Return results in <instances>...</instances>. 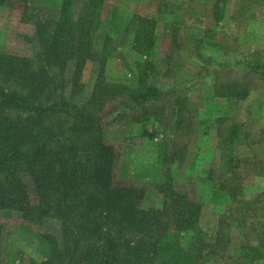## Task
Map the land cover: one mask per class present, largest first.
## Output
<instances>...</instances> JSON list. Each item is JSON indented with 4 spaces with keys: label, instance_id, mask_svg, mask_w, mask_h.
<instances>
[{
    "label": "trees",
    "instance_id": "trees-1",
    "mask_svg": "<svg viewBox=\"0 0 264 264\" xmlns=\"http://www.w3.org/2000/svg\"><path fill=\"white\" fill-rule=\"evenodd\" d=\"M24 1L28 5L23 7L22 20H35L37 48L31 57L0 53V209L17 211L38 241L33 244L40 256L30 264H202L208 260L209 253L232 238L214 239L212 234L209 242V234L199 226L200 202L175 189L169 177L164 181L162 208L144 202L143 190L118 184L115 148L105 141L103 116L88 110L92 105L101 108L113 91L140 103L136 98L141 93L105 78V66L120 45L130 44L139 55L133 62L140 71L134 72L141 81L146 79L157 44L151 19L132 15L119 31L103 19L107 0H60L57 14L36 11L30 6L33 0ZM100 37L104 45L96 51ZM88 64H99V72L85 99ZM152 95L147 93L141 102ZM241 126L233 125L228 139L220 143L226 154L225 179L218 182L213 169L200 176L206 185L217 189L221 183L222 190L224 182L240 186L234 161ZM249 203L254 205L255 227L264 220L258 219L264 201L259 205L256 196ZM244 214L220 223L237 230L233 243L253 258L263 252L264 241H246ZM46 217L60 221L59 236L29 225Z\"/></svg>",
    "mask_w": 264,
    "mask_h": 264
},
{
    "label": "rangeland",
    "instance_id": "rangeland-1",
    "mask_svg": "<svg viewBox=\"0 0 264 264\" xmlns=\"http://www.w3.org/2000/svg\"><path fill=\"white\" fill-rule=\"evenodd\" d=\"M59 3L33 0L30 6L57 14ZM26 4H0V53L35 54V20H22ZM132 15L150 18L156 29L157 44L149 59L153 68L141 81L134 72L140 71L133 62L137 52L122 44L107 62L105 78L131 86L141 99L149 92L153 98H136L138 104L113 91L101 108H88L103 116L105 141L115 148L116 182L143 190L144 202L162 208L169 177L175 189L200 202L199 226L209 234V242L212 234L214 239L232 238L202 264H264V250L253 258L243 255L233 243L237 230L220 223L244 212L246 241H264V220L254 227V205H247L256 196L259 205L264 201V0H107L102 16L112 30L122 31ZM103 45L104 39L98 38L96 51ZM98 72L99 64L86 66L83 98L91 94ZM235 124H242L234 161L240 186L224 182L223 190L221 183L215 189L200 176L214 169L217 181L225 179L226 154L220 143ZM18 215L13 209H0V264H30L40 256L34 247L38 241ZM29 225L56 236L61 233L60 221L51 217Z\"/></svg>",
    "mask_w": 264,
    "mask_h": 264
},
{
    "label": "crops",
    "instance_id": "crops-1",
    "mask_svg": "<svg viewBox=\"0 0 264 264\" xmlns=\"http://www.w3.org/2000/svg\"><path fill=\"white\" fill-rule=\"evenodd\" d=\"M34 36H35V29H34ZM36 38V37H35Z\"/></svg>",
    "mask_w": 264,
    "mask_h": 264
}]
</instances>
